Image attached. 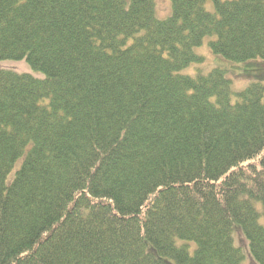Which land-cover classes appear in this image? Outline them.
I'll return each mask as SVG.
<instances>
[{"label":"trees","instance_id":"trees-1","mask_svg":"<svg viewBox=\"0 0 264 264\" xmlns=\"http://www.w3.org/2000/svg\"><path fill=\"white\" fill-rule=\"evenodd\" d=\"M169 2L0 0V264H264V0Z\"/></svg>","mask_w":264,"mask_h":264},{"label":"rangeland","instance_id":"rangeland-1","mask_svg":"<svg viewBox=\"0 0 264 264\" xmlns=\"http://www.w3.org/2000/svg\"><path fill=\"white\" fill-rule=\"evenodd\" d=\"M157 2L159 4V7H158L159 12L161 14H165L164 12L170 7L169 0H157ZM206 61H207L206 67L211 68V66L217 65L215 61H219V59L208 54V57H206ZM0 66L11 67V68H14L20 72H27V71L31 70L29 65H27V63L25 61H16L15 63L6 62L4 65H0ZM189 71H191V70L189 69ZM233 77H234V75H233ZM235 86H236V80H235ZM248 264H250V263L248 262Z\"/></svg>","mask_w":264,"mask_h":264}]
</instances>
